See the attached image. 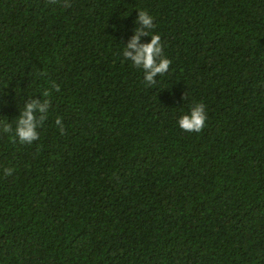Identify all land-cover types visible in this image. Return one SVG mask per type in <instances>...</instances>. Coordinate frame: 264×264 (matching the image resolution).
I'll return each mask as SVG.
<instances>
[{"label":"trees","instance_id":"1","mask_svg":"<svg viewBox=\"0 0 264 264\" xmlns=\"http://www.w3.org/2000/svg\"><path fill=\"white\" fill-rule=\"evenodd\" d=\"M0 264H264V0H0Z\"/></svg>","mask_w":264,"mask_h":264},{"label":"clouds","instance_id":"2","mask_svg":"<svg viewBox=\"0 0 264 264\" xmlns=\"http://www.w3.org/2000/svg\"><path fill=\"white\" fill-rule=\"evenodd\" d=\"M56 2V0H53ZM145 28L152 29L154 26L153 18L147 11H139V21ZM140 35H149L148 32L137 31V35L128 45V49L124 50L123 55L134 62L137 68H142L145 73V79L150 83H155L154 78L157 75L167 73L171 65V61L164 57L163 45L159 35H151L152 41L149 44L140 45ZM133 50L135 55H133ZM55 86V85H54ZM57 91H60L57 88ZM48 93H45L47 97ZM39 107L41 112L45 111L44 105H37L36 103L28 104L18 120L19 127L16 129V135L19 137L21 143L31 144L40 138L36 130V117L34 116L35 109ZM43 119V117L41 118ZM207 116L205 113V106L203 103L196 104L191 107L190 114L183 115L179 121V127L186 132H201L205 126ZM56 124L60 125L61 132L64 131L62 119L57 118ZM5 131H10V127ZM12 169H5V175L10 176Z\"/></svg>","mask_w":264,"mask_h":264}]
</instances>
